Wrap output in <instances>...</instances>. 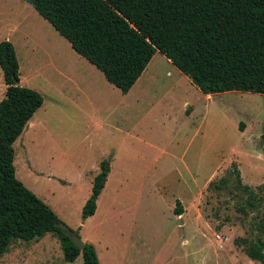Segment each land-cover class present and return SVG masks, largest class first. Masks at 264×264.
Segmentation results:
<instances>
[{"label": "rangeland", "instance_id": "rangeland-1", "mask_svg": "<svg viewBox=\"0 0 264 264\" xmlns=\"http://www.w3.org/2000/svg\"><path fill=\"white\" fill-rule=\"evenodd\" d=\"M2 37L15 45L23 85L44 98L14 143L16 176L64 230L93 243L103 264L120 257L168 264L249 258L235 240L255 239L254 222L264 215V94L209 98L159 51L148 66L154 76L124 94L26 0H0ZM104 161L106 185L96 213L83 220ZM233 163L258 192L259 207L248 213L235 179L221 190L214 185ZM177 200L182 215L174 212ZM0 264L84 261L79 255L66 262L50 233L15 240Z\"/></svg>", "mask_w": 264, "mask_h": 264}, {"label": "trees", "instance_id": "trees-1", "mask_svg": "<svg viewBox=\"0 0 264 264\" xmlns=\"http://www.w3.org/2000/svg\"><path fill=\"white\" fill-rule=\"evenodd\" d=\"M26 1L124 94L158 51L205 94H264V0ZM0 66L7 86L0 101V259L15 240L37 241L51 233L59 239L66 262L82 255L84 264H101L95 245L85 242L78 248L57 213L17 178L14 143L44 98L21 85L19 59L8 39L0 42ZM101 168L83 206V220L96 213L106 185L110 165L104 161ZM233 179L247 195L242 211L257 209L258 192L243 183L235 163L214 185L221 190ZM183 211L177 200L174 212ZM254 224L259 235L235 243L264 263V215Z\"/></svg>", "mask_w": 264, "mask_h": 264}, {"label": "crops", "instance_id": "crops-1", "mask_svg": "<svg viewBox=\"0 0 264 264\" xmlns=\"http://www.w3.org/2000/svg\"><path fill=\"white\" fill-rule=\"evenodd\" d=\"M37 11V10H36ZM38 12V11H37ZM44 18V17H43ZM45 19V18H44ZM19 29V26H16L15 27V30H18ZM2 40H5V39H3V37H2V39L0 38V42L2 41ZM11 41V40H10ZM71 44V43H70ZM72 46V45H71ZM73 48V47H72ZM150 64V63H149ZM149 64H148V66H149ZM148 66H147V68L145 69V71L143 72V74L141 75V77L137 80V82L134 84V86L131 88V90H133L138 84L140 85V83L142 82V80H144V79H146V76L148 75L149 77H151V76H154V72L153 73H151V74H148L149 73V68H148ZM1 67V66H0ZM2 69V68H1ZM20 69H21V67H20ZM3 71V70H2ZM105 76V75H104ZM20 78H21V81H20V83H21V85H23V81H22V75H21V71H20ZM23 86H25V85H23ZM3 87V88H2ZM6 88H7V86H6V84H5V86L4 85H0V91L3 89V92H4V89H5V91H6ZM130 90V91H131ZM129 91V92H130ZM128 92V93H129ZM0 94H1V92H0ZM5 94V92L4 93H2V96L0 95V101L3 99L2 97H3V95ZM207 95V97H212L213 95L212 94H206ZM5 96V95H4ZM37 112V111H36ZM35 112V113H36ZM34 116V115H33ZM32 119V118H31ZM30 122V121H29ZM28 125V124H27ZM62 179V178H61ZM95 179V178H94ZM65 180V179H64ZM66 181V180H65ZM94 182V181H93ZM91 195V194H90ZM182 223V222H181ZM107 251V250H106ZM124 256H126V254H124ZM99 259H100V263L101 264H103L102 263V258H100V256H99ZM65 260V259H64ZM136 259H133V260H125V258H119V260H115V259H113L112 260V264H168L166 261L165 262H157L156 260H137V261H135ZM127 261V262H126ZM184 263H187V261L186 262H184ZM198 263L199 264H264L263 262H261V261H259V260H254V259H251L250 257L249 258H246V259H232V260H227V261H225V260H220V259H213V260H210V259H203V260H200V261H198Z\"/></svg>", "mask_w": 264, "mask_h": 264}, {"label": "water", "instance_id": "water-1", "mask_svg": "<svg viewBox=\"0 0 264 264\" xmlns=\"http://www.w3.org/2000/svg\"><path fill=\"white\" fill-rule=\"evenodd\" d=\"M66 234L69 235L72 238L73 242H75V244H76V246L78 248H80L81 250L84 248L85 241H83L81 239V237L79 236V234L72 233V232L67 231V230H66Z\"/></svg>", "mask_w": 264, "mask_h": 264}]
</instances>
